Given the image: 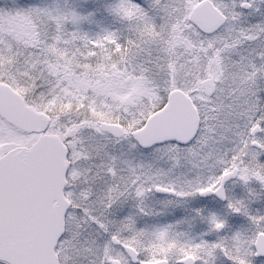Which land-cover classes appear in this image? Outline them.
<instances>
[{
  "label": "snow or ice",
  "instance_id": "obj_1",
  "mask_svg": "<svg viewBox=\"0 0 264 264\" xmlns=\"http://www.w3.org/2000/svg\"><path fill=\"white\" fill-rule=\"evenodd\" d=\"M0 264H264V0H2Z\"/></svg>",
  "mask_w": 264,
  "mask_h": 264
},
{
  "label": "rangeland",
  "instance_id": "obj_2",
  "mask_svg": "<svg viewBox=\"0 0 264 264\" xmlns=\"http://www.w3.org/2000/svg\"><path fill=\"white\" fill-rule=\"evenodd\" d=\"M0 2H2V0H0Z\"/></svg>",
  "mask_w": 264,
  "mask_h": 264
}]
</instances>
